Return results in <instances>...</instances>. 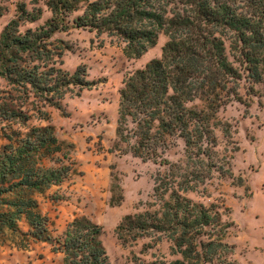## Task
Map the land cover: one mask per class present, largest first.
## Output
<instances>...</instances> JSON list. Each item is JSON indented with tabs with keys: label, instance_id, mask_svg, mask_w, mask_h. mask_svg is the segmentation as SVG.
I'll return each mask as SVG.
<instances>
[{
	"label": "trees",
	"instance_id": "1",
	"mask_svg": "<svg viewBox=\"0 0 264 264\" xmlns=\"http://www.w3.org/2000/svg\"><path fill=\"white\" fill-rule=\"evenodd\" d=\"M52 17L38 29L12 35V21L0 40V76L31 94L44 105L61 108L75 88L88 89L85 66L74 73L63 70V49L51 39L67 31L66 18L76 28L106 34L125 44L129 57L140 58L168 38L160 59L128 76L119 91L116 139L110 153L119 152L143 162L167 167L155 177L154 200L139 214L128 215L116 228L123 244L149 237L171 243L176 260L149 264H237L233 245L225 238L230 224L215 206L207 207L186 196L198 190L214 172L232 176L230 162L220 158L215 129L219 110L231 102L244 103L264 92V0H46ZM21 13L38 20L41 10ZM23 55L28 60L19 57ZM19 57V58H18ZM59 65V66H58ZM206 103L202 111L187 105ZM39 119L49 114L37 109ZM6 120L29 121V116L5 107ZM228 135V128H224ZM0 151V232L7 230L23 241L54 246L50 219L40 210L37 194L61 184L73 172L72 144L61 142L52 126L32 127L28 133L7 136ZM184 142V157L169 162L164 155L177 140ZM227 166V168H226ZM123 196L111 205H119ZM25 220L28 231L18 223ZM102 229L86 217L70 222L53 251L63 264H109L101 241Z\"/></svg>",
	"mask_w": 264,
	"mask_h": 264
},
{
	"label": "rangeland",
	"instance_id": "2",
	"mask_svg": "<svg viewBox=\"0 0 264 264\" xmlns=\"http://www.w3.org/2000/svg\"><path fill=\"white\" fill-rule=\"evenodd\" d=\"M23 6L29 13L41 10L40 18L33 22L25 20L26 15L21 13ZM81 14L82 9L70 14L66 18L68 30L55 33L51 41L63 49L61 68L72 74L77 67L85 66L91 86L79 95L75 88L74 94H67L61 101V108H55L25 94L0 76V110L8 107L29 116V121L23 123L6 120L0 113V151L9 144L7 136L25 135L32 127L52 126L61 142L73 145L70 155L73 172L61 184L36 195L41 212L50 219L54 246L70 222L86 217L102 229L100 239L109 264L176 260L178 256H172L167 240L157 243L142 237L123 245L116 234L117 226L126 216L149 208L154 200L155 177L167 167L109 152L116 139L119 91L124 80L152 60L160 59L168 38L161 34L157 44L143 56L129 57L125 44L117 38L74 27L73 19ZM51 17L46 0H0V40L12 21L16 20L18 27H12L10 33L18 36L28 29L40 28ZM240 92L244 103L234 101L221 108L216 120L222 125L214 131L216 151L220 158L230 162L232 176L214 172L210 180L186 196L207 207L215 206L222 221L231 225L225 241L234 247L233 261L264 264V92L261 91L263 96L250 99L243 89ZM187 106L202 111L206 103L196 100ZM37 109L47 112L49 119H39ZM223 126L228 128V135L224 134ZM184 149V142L179 139L164 157L169 162H178L184 157ZM119 196H123L120 204L111 205ZM18 227L22 232L28 231L24 219ZM21 243L24 242L16 235L6 229L1 231L0 264H63V255L54 252L50 243L29 242L25 249L17 246Z\"/></svg>",
	"mask_w": 264,
	"mask_h": 264
}]
</instances>
